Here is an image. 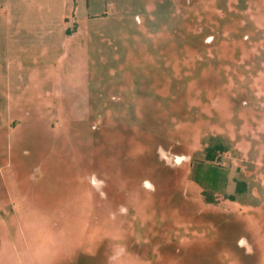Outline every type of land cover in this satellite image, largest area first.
Segmentation results:
<instances>
[{
    "label": "rangeland",
    "instance_id": "374dc122",
    "mask_svg": "<svg viewBox=\"0 0 264 264\" xmlns=\"http://www.w3.org/2000/svg\"><path fill=\"white\" fill-rule=\"evenodd\" d=\"M0 2V264H264V0Z\"/></svg>",
    "mask_w": 264,
    "mask_h": 264
},
{
    "label": "trees",
    "instance_id": "16d2710c",
    "mask_svg": "<svg viewBox=\"0 0 264 264\" xmlns=\"http://www.w3.org/2000/svg\"><path fill=\"white\" fill-rule=\"evenodd\" d=\"M66 33H70V30L67 29ZM225 145L220 143V142H213L210 145H208L205 149V157L209 161H213L216 159L218 153L223 152L225 150ZM244 186V182L242 181H237L236 183V192H240L241 189ZM207 198V197H206ZM209 199V197H208Z\"/></svg>",
    "mask_w": 264,
    "mask_h": 264
},
{
    "label": "crops",
    "instance_id": "0c3cea01",
    "mask_svg": "<svg viewBox=\"0 0 264 264\" xmlns=\"http://www.w3.org/2000/svg\"><path fill=\"white\" fill-rule=\"evenodd\" d=\"M0 10H1V6H0ZM9 13H10V15H9L10 18H12V20L16 21V17L13 15V11L10 10ZM168 258H169L168 263H165V264H178L176 261H174V257L168 256Z\"/></svg>",
    "mask_w": 264,
    "mask_h": 264
}]
</instances>
